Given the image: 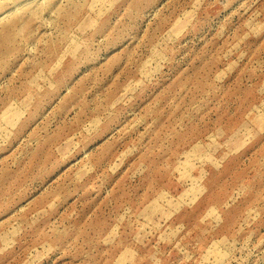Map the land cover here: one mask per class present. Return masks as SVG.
I'll return each mask as SVG.
<instances>
[{
  "label": "rangeland",
  "instance_id": "rangeland-1",
  "mask_svg": "<svg viewBox=\"0 0 264 264\" xmlns=\"http://www.w3.org/2000/svg\"><path fill=\"white\" fill-rule=\"evenodd\" d=\"M0 264H264V0H0Z\"/></svg>",
  "mask_w": 264,
  "mask_h": 264
}]
</instances>
